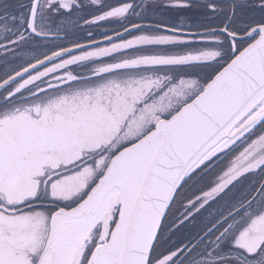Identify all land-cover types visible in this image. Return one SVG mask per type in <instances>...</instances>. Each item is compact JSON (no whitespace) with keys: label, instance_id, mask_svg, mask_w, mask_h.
Masks as SVG:
<instances>
[{"label":"snow or ice","instance_id":"snow-or-ice-1","mask_svg":"<svg viewBox=\"0 0 264 264\" xmlns=\"http://www.w3.org/2000/svg\"><path fill=\"white\" fill-rule=\"evenodd\" d=\"M0 63V264H264V0H0Z\"/></svg>","mask_w":264,"mask_h":264},{"label":"rangeland","instance_id":"rangeland-1","mask_svg":"<svg viewBox=\"0 0 264 264\" xmlns=\"http://www.w3.org/2000/svg\"><path fill=\"white\" fill-rule=\"evenodd\" d=\"M106 2H107V3H113V2H114V0H106ZM101 31H103V29H102ZM101 31H100V32H101ZM96 35H97V34H96ZM3 71H4L3 64H2V63H0V74H2V73H3Z\"/></svg>","mask_w":264,"mask_h":264},{"label":"trees","instance_id":"trees-1","mask_svg":"<svg viewBox=\"0 0 264 264\" xmlns=\"http://www.w3.org/2000/svg\"><path fill=\"white\" fill-rule=\"evenodd\" d=\"M101 30V29H100ZM100 30L98 29V30H94L95 32H96V34H98L99 32H100Z\"/></svg>","mask_w":264,"mask_h":264}]
</instances>
